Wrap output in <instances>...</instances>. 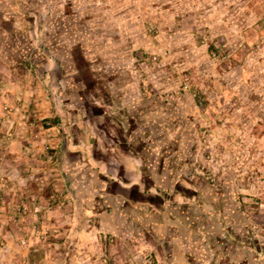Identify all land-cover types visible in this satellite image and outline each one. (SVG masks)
<instances>
[{"label":"rangeland","instance_id":"374dc122","mask_svg":"<svg viewBox=\"0 0 264 264\" xmlns=\"http://www.w3.org/2000/svg\"><path fill=\"white\" fill-rule=\"evenodd\" d=\"M147 1L137 0L136 5H133L135 2L121 5L115 27H95L94 30L98 33L104 30V34L100 33L101 43L97 46L98 50L93 54L90 51V56L88 55L90 76L94 81L93 90H86L76 80L69 63V42L74 43V38L68 36H73L78 41L79 35L74 28L71 30V26L64 23V20L71 22L72 15L68 14L65 0H34V5H30V15L25 17L30 25L22 27L17 22L16 10L0 3L2 19L7 22L9 17L14 18V27L21 33L18 37L22 43L14 52V65L19 64L16 72L21 93L18 100L21 123L24 122L23 129L29 133L34 130L38 137L37 141L23 139L22 143L18 144L27 148L25 150L28 155L34 151L35 167H25L28 169L26 176L30 177L31 188L34 190V194L30 195L35 199L31 201L30 197L31 203L26 201V198L21 196L24 195L21 183L14 185L11 176H5L0 170V225L31 227L29 232L17 237H22L27 244L33 242L34 264H45V255L49 256L47 261L52 264H114L110 260L113 256H109V249H116V264H154L150 257L153 250L147 248L138 236L141 233L143 237L148 238L149 233L140 232L139 224L130 216L140 211L131 210L116 198L117 194H123V189L116 188L114 195L107 190L106 184L102 183L103 175L109 177L113 174L116 164L111 160L122 156L119 147L121 144L113 141V134L116 133L113 129L121 126L126 137L128 134L132 138L144 135V146L158 148V153H147L148 158L156 157V160L163 164L179 161L183 168L186 167L189 155L186 154L184 145L190 142L195 146L194 181L199 188L204 187L206 198L207 190H214L212 184L207 185V167H212L214 163L213 147H224V151H217V148L215 151L221 153L224 161L228 160L235 165L236 181L226 184L221 192L224 199L222 210L214 216L216 227L219 226L221 230H207V226L203 228L204 224L201 225L203 229L199 231L202 236L200 243L205 246L204 241H207V250L198 258L200 248L196 245L192 259L194 262L199 261L207 253L214 255L217 264H264V198L257 199V188L264 191V115L254 117L257 119L254 121L255 125L261 128L262 132L253 135L248 129L249 122L242 114L238 124L230 122L226 127L223 123H216L215 119L220 115L217 108L228 102L233 91L217 85L218 95L210 99L207 86L203 84L204 79H207V71L215 72L219 65V60L213 59L208 53L209 45L215 44L216 41V33H212V29L218 27L230 30L231 27L219 24L223 18L216 10L204 13V21L201 7L193 5L198 22L194 17L189 20L195 23L197 35H194L193 41L189 40L190 44L186 45L188 50L180 49L182 41L175 42L177 47L174 50L173 42H160L165 33L156 27L160 19L154 14V10L148 9L147 13L143 9L142 3ZM23 6L25 5H18L16 0L14 8L18 9L19 16H23ZM130 6L132 9L128 11ZM105 8L106 5H101L99 12L107 11ZM72 11L75 12L74 9ZM249 17L248 24H253L262 16ZM20 19L24 20L22 17ZM121 19L124 24L119 26ZM217 19L219 21L215 24ZM261 22L257 23V27L259 32L263 33L264 23ZM234 25L236 30H240L237 24ZM112 28L117 34L112 35ZM125 29L128 32L123 38L124 34H119V31ZM67 38L69 39L66 40ZM236 40L237 38L233 41ZM65 41L68 46L66 48ZM167 46L168 53L165 51ZM259 51L264 52V46L260 45ZM6 52L9 53V48ZM262 58L264 62V57ZM27 60L30 64L33 61L37 66L20 64ZM260 62L261 65L262 61ZM248 70L252 69L244 70V77L250 76ZM260 70L264 74V68ZM198 77L204 78L199 81L194 79ZM1 88L5 93L7 87L1 85ZM196 92L203 98L196 99ZM91 102L101 110L97 120L90 118L91 110L87 109V103L92 107ZM261 106L260 111L264 112L263 104ZM254 107L260 108L258 103H254ZM13 109H2L3 115L10 114ZM251 110L252 108L245 116L250 115ZM130 119L133 121L131 126L128 122ZM119 122L121 125H118ZM233 125L238 126L240 132L233 133ZM181 130L182 133L179 132ZM47 131L51 133L49 139L54 141L46 144L41 142L39 135ZM155 131H162V136L153 139ZM189 131L191 132L188 133ZM0 134L4 136L2 140L10 148V137L3 132ZM166 136L167 141L180 136L178 141L185 148V152L182 149L178 155L164 152V145L170 144L166 145L163 141ZM67 151H76L73 152L78 157L76 164L69 161ZM131 153L134 155V151ZM251 160L252 163H249ZM21 161L25 163L22 159ZM129 161L131 165L139 167L138 160ZM181 170L180 178L185 169ZM169 173L166 169L159 170L157 176L166 180ZM22 182L25 183L24 180ZM17 195L20 197L16 198ZM246 196L252 197L253 204L263 215L257 217L256 209L252 211L255 212L253 215H249L246 208L243 211L241 203ZM11 197L16 199V203L9 206L12 215L9 218L1 217ZM209 207L210 202L205 210L212 213ZM31 208H35L37 217L29 223L27 218H30ZM97 212L102 213V216L97 217ZM107 214L115 215L116 232L106 225ZM172 225L183 224L178 221L164 223L158 231L160 246L168 253L165 262L169 264H173L170 263L172 251L176 253L175 248H179L171 240L172 235L169 236ZM119 227L122 229L121 233L118 232ZM198 228L197 225L196 229ZM91 230L94 231L97 249L95 243L93 247L92 240L85 234ZM219 230L222 231L220 234L217 233ZM207 231L212 232L207 234ZM180 234L183 238L182 233ZM81 236L85 238L81 239ZM220 236L223 242H218ZM209 238H212L211 241ZM0 239V264H18V260H11V252L15 250L7 243L9 238L4 236ZM121 244L134 252L128 250L127 253H121ZM146 250L148 255L144 253ZM19 256L28 258L27 252H19ZM19 264H23V261ZM187 264L192 263L190 261Z\"/></svg>","mask_w":264,"mask_h":264},{"label":"crops","instance_id":"0c3cea01","mask_svg":"<svg viewBox=\"0 0 264 264\" xmlns=\"http://www.w3.org/2000/svg\"><path fill=\"white\" fill-rule=\"evenodd\" d=\"M33 2L34 0H18V5H25L23 6L25 11H23L22 13L23 16H19L18 9L16 7L14 8L16 0H8V2H2L0 0V3L3 6H10L11 10H16V15L18 18L17 22L21 27L23 25H30L29 21L26 22L25 17L30 15V5H34ZM132 2H135L133 3V5H136L137 0H132ZM132 2L129 0H65V4L68 8V14H72L70 20L73 23L67 20H64V23L70 25L71 30L74 28V30H76V33H78L79 35L78 41L75 40V37L67 35L68 37L74 38V43L69 42L71 44V51L70 53H68V59L70 65L72 66V72L75 74L76 80L80 82L86 90L94 89V81L90 76L91 73L89 68V53L91 51V54H93L98 50L97 46H99L101 43V40H99V36H101L100 33L104 34V30H100L98 33V31L94 30L95 27H115L117 25L116 22L118 10H121V5H130ZM200 2L201 0H148L147 2L142 3V5L143 9H145L146 12L148 9L154 10V14L157 15L160 19V23L156 27L158 29H161L165 33V36L160 39V42H173L174 47L172 48H174V50L177 47V44L175 45V42L180 43V41H182V43H180V49L182 48V50H188V47L186 45L188 43L190 44L189 40L193 41V38H195V36L197 35V31L194 27L195 23H192L189 20L191 19V17H194L198 22V15L194 13L193 5H197V8L201 7L203 14H207V12L210 13V11L216 10L218 12V15L222 16V23L219 24L229 25L231 28L230 30H222V28L214 27L212 29V33H216L215 44H222L224 45V47H229L228 49L230 50V53L234 55L233 59L236 66L234 72H232L230 75L226 72L228 70L225 66L218 65L214 70L215 72H212L211 70L207 71V79H204L203 81V84L207 86V94L210 99L215 98L218 95L217 85H220V87H225L227 90L233 91L231 97H229L228 102H226L228 104L226 105L228 106V108H226L224 113L220 112V115L215 119L216 123H223V125L225 124V126L228 127V123L230 122L237 123L242 114L244 115V119L249 122L248 129L251 131V135H253L254 133L262 132V129L255 125L254 121H256L257 119H255L254 117L264 115V112L260 111V109L262 108L261 105L263 104L264 106V74H262V78L258 76L260 80L257 79L258 73L255 70L258 69L259 65L255 67L253 65V62L256 59L260 58V60L262 61V64L260 66L264 68V62L262 58L264 57V52H260L258 50L259 52H257L256 56L253 59L251 58V53H247V51L245 52V47L257 46L260 48V45L261 47L264 46V32H259L257 27L258 22L262 21L261 23H264V0H203V2ZM95 5H106L105 9H107V11L99 12L101 10L100 6L96 7ZM73 9L75 10V12L72 11ZM130 9H132L131 6L127 10L130 11ZM205 14L204 17H202L204 21ZM260 15L262 17L259 18L256 22H254L253 24H248V20L250 18L249 16L257 17ZM20 17H22L24 20L20 21ZM122 20L123 19H121V22ZM218 21L219 20L217 19L215 21V24ZM123 24L124 23L122 22L121 24H119V26ZM234 24H237L240 27V30H236L237 27ZM15 25L16 20L14 18L9 17L8 21L6 22L0 16V132H3L6 136L10 137L11 143V147L9 148L8 145L2 140L4 136L0 134V170L5 176H11L14 185H17V183H21V191L24 194L21 196L25 197L26 201L31 203L30 197L31 201L35 199L33 195H30L34 194V190H32L31 188L32 182L30 181V177H27L26 174L28 172V169H32V167H35V163L33 162L35 161V155L33 153L34 151H31L30 155L26 154L25 149L27 148H25V146L21 147L19 145L22 143L21 141L23 139H27L29 141H37L38 137L34 130L29 133V131L23 129L25 128V125L24 122L21 123L19 115L18 100L19 98H21V93L19 91L20 85L19 82H17L18 74L16 72L17 66H19V64L17 66L14 65V52L19 49L22 42L20 40V37H18V35L21 33L20 31H16V27H14ZM61 26H63V23L61 24ZM125 26L131 27L128 25ZM243 26H245V28H243ZM126 32H128L126 29L123 31L120 30L119 34L123 33L124 38L125 34H127ZM115 34H117V31L112 28V35ZM235 38H237V42L233 41ZM68 39L69 38H67L66 40ZM66 47L68 46L67 42L65 41V48ZM8 48L9 53L6 52ZM174 50H172V52H174ZM165 51L168 53V46L165 48ZM258 54L262 55L259 56ZM23 63L27 66L31 64H33L32 66H37L33 61H31V64L28 63V60L26 62H20V64ZM248 68H251L252 70H248L251 74L247 78L243 76V72ZM229 75L231 78H233V88L230 87L231 84H228L227 76ZM202 78L204 77H198L194 79L199 81L202 80ZM1 85L7 87L5 93L1 88ZM254 103H258L260 108H255ZM89 104L90 103H87V109L91 110V112H89L90 118L93 120H97L98 118H100L101 110L95 103L91 102L92 107H89ZM7 107L14 108L13 112L3 115L2 109H6ZM250 108H252V110L250 111V115L248 114V116H245ZM128 122L130 126L133 123L132 119H130ZM118 125H121V122H119ZM232 129L233 133L240 132L238 126L233 125ZM113 130L116 132L115 134H113V141L115 143L121 144V146L119 145V147L122 151V156L111 160L112 163L116 164V166L113 168V174L109 177L108 175L102 174V183L106 184L107 190L114 193V195H116V188L123 189V194H117L116 198H118L119 201L123 204H126L131 210L140 211L135 212L136 214H131L130 216L139 224L140 232L149 233L148 238L143 237L141 233H139L138 236L140 240L148 246L147 248L153 250V253L150 254V257L153 259L154 264H169L168 262H165V258L168 253L163 250L162 246H160L158 231L162 228V224H169L173 221L181 222L183 225H172V230H169V236L172 235L171 240H173L174 243L177 244L176 247H179L175 248L177 256L175 251H172L170 263L172 262L173 264H187V262L189 263L191 261L192 264H197V262L198 264H217L214 260V255L207 253L206 255L204 254L203 259L194 262V259H192V252L197 248L196 245H198L200 248L198 251V258H201L203 252L207 250V241H204L205 246L200 243V239L202 236L200 235L201 232L199 231H201V229L205 228L206 226L207 230L219 228V226L216 227L214 216H216L217 212L222 210L221 205L224 202V199L221 192L224 190L226 184L234 183V181H236L234 178L235 165L231 164L228 160L224 161L221 153L215 151L216 148L217 151H224L225 148H221L220 146L213 147L214 150L212 151V155L214 163L212 164V167H207V185L212 184L214 190L212 192L210 190H207L206 198L205 190L203 189L204 187L199 188L197 182L194 181L196 179V174L194 172V158L196 153L195 146H193L190 142L188 145H184L187 152L186 154L189 155V159L187 163H185L186 167L183 168L179 161H173L169 164H163L157 161L156 157L148 158L147 153H158V148L151 145L144 146V135H138L132 138L128 134L126 137V135L122 131L121 126H118V129L115 128ZM179 132L182 133V130ZM190 132L191 131H189L188 133ZM41 134L42 135H39V138L42 139L41 142L47 144L48 142L54 141L49 139L51 133H48V131L41 132ZM162 134V131H155L152 137L153 139H155L156 137L159 138V136H162ZM166 135H168V133H166ZM130 138L132 139V141ZM179 138L180 136L174 140L173 138L170 139L172 141H167V136L164 137L163 141L165 142V144L170 143L172 145H164L163 151H168L169 154L175 155L181 154L180 149L185 152V148L179 144ZM131 151H134V155H132ZM73 152L76 151H67V154H69V161L76 164V162L78 161V157L74 155ZM21 159L25 163H23ZM131 159H135L136 161L138 160L139 167L131 165V162L129 161ZM249 163H252V160ZM256 164L258 165V163ZM25 166H27L28 169ZM165 169L170 172L166 177V180L163 177L157 176L159 170L165 171ZM181 169H185L182 178H180L182 174ZM106 177L108 178L106 179ZM22 180H24L25 183H23ZM217 191L220 193H218ZM257 195V199L259 198L258 200L264 198V191L260 190L259 187L257 188ZM19 197L20 195H17L16 198ZM14 202L16 203V199L11 197L10 202L8 203V207L6 208L4 214L1 215V217L4 216L6 218H9L12 215V209H9V206L11 204H14ZM209 202V210L213 211L212 213H208L206 211ZM241 207L243 211L246 208V211L249 212V215H253L255 213L252 212L254 211V209L257 210V217H259V215H263L261 214L262 212L258 211L259 208L253 204L252 197L246 196L242 200ZM35 211V208H31L30 218H27L29 223L31 222V220H34L37 217ZM96 214L97 217L102 216V213L100 212H97ZM106 216H108L106 225L109 226L111 230L116 232L115 229L117 228V222L116 218L114 220L115 215L107 214ZM103 219H105V217H103ZM96 221L98 224L97 219ZM197 225L199 227L198 229H196ZM201 225H203V228H201ZM30 230L31 227L27 225H25L24 227H5L3 225H0V237L4 238L5 236L9 238L7 243L10 244V246L15 250L14 252H11V260H18L19 263L23 261V264L27 262L28 264H34L33 253H35V250H33V242L31 243L30 241V243L27 244V242L22 239V237H17L18 235H23L24 232H29ZM220 230L217 233L220 234L222 232ZM93 232L94 231L91 230V232L85 234L87 235V238L92 240L94 247V243L96 241H94L95 237L93 235ZM118 232H122V229H120V227ZM207 232V234H209L212 231ZM180 233H182V235L184 236H182L183 238H181ZM83 238L85 237L81 236V239ZM220 238L221 236L219 237L218 242H223V239L225 237L223 238L222 235L223 239ZM97 245L98 244L95 243L96 249ZM119 247L123 250L121 253H127L129 252L128 250L134 252V250L127 249V246H124L122 244L119 245ZM209 247H211V245ZM19 252H23L24 254H26L27 252L28 258L25 259L23 256H19ZM115 253L116 249H109L108 254L109 256H113L110 257V260H112L114 264H116L118 261V256H116ZM144 253L148 255L147 250L144 251ZM134 255L136 256V254ZM48 257L49 256L45 255L43 257V262L45 264H52L48 263ZM6 260L9 261V259ZM177 260H179V262ZM38 263L40 262L38 261Z\"/></svg>","mask_w":264,"mask_h":264},{"label":"trees","instance_id":"16d2710c","mask_svg":"<svg viewBox=\"0 0 264 264\" xmlns=\"http://www.w3.org/2000/svg\"><path fill=\"white\" fill-rule=\"evenodd\" d=\"M218 1H220V0H218ZM224 6V5H223ZM243 6H246V5H243ZM243 28H245V26H243ZM229 48V47H228ZM227 47H224V45H222V44H218V45H216V44H214V43H211L210 45H209V48H208V53H209V55H210V57H212L213 59H216V60H219V65H223V66H225L226 68H227V70L228 71H226L228 74H230L231 75V73L232 72H234V69H235V63H234V55H232V53H230V50L228 49ZM254 48V49H253ZM255 48L257 49V51L255 52L256 54H257V52H259L258 50L260 49L259 47H255V46H253V47H249V46H246L245 47V52L247 51V52H251L252 53V57L251 58H253L254 59V57L256 56L255 55V53H253V51L255 50ZM259 55V54H258ZM259 56H261V54L259 55ZM258 57V56H257ZM259 58V57H258ZM261 60H260V58L259 59H256L252 64L255 66V67H257L258 65H260V62ZM257 64V65H256ZM252 68V67H251ZM262 67H260V68H258L257 70H255L257 73H258V75H257V79L258 80H260V78H262V73H261V71L262 70H260ZM230 75L229 76H227L228 77V84L230 85L231 84V88H233L234 86L232 85V82H233V78H231L230 77ZM260 78H259V77ZM195 98L196 99H202L203 97L201 96V97H199V94L196 92L195 93ZM223 105L221 106V107H218L217 108V110H219L221 113H224L225 112V110H226V108H228V106H226V105H228L226 102L225 103H222Z\"/></svg>","mask_w":264,"mask_h":264}]
</instances>
